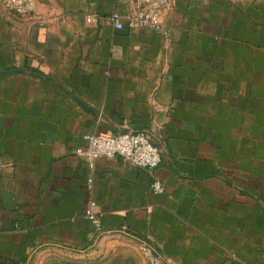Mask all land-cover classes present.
Here are the masks:
<instances>
[{"label":"crops","instance_id":"1","mask_svg":"<svg viewBox=\"0 0 264 264\" xmlns=\"http://www.w3.org/2000/svg\"><path fill=\"white\" fill-rule=\"evenodd\" d=\"M36 3L0 0V264L121 235L170 264H264V0H172L167 35L116 29L131 0ZM128 130L153 171L76 153Z\"/></svg>","mask_w":264,"mask_h":264},{"label":"built area","instance_id":"2","mask_svg":"<svg viewBox=\"0 0 264 264\" xmlns=\"http://www.w3.org/2000/svg\"><path fill=\"white\" fill-rule=\"evenodd\" d=\"M134 11L126 19L114 12L109 20L115 28L121 30L126 25L132 29H148L163 35L168 34L164 24V16L172 0H131ZM3 7L9 12L20 16H28L36 12V0H1ZM94 15H88L87 21L92 22ZM85 145L77 150V155L85 158L90 164L99 159L122 158L125 162L150 171L156 169L162 161L160 149L153 143L145 130H128L110 137L96 134H86L83 137ZM93 177L87 179V190H93ZM155 193H163L164 186L159 180L151 184ZM95 227L97 233L104 231L101 214L97 212V203L90 199L85 213ZM142 252L149 264H170L153 246L143 243Z\"/></svg>","mask_w":264,"mask_h":264},{"label":"rangeland","instance_id":"3","mask_svg":"<svg viewBox=\"0 0 264 264\" xmlns=\"http://www.w3.org/2000/svg\"><path fill=\"white\" fill-rule=\"evenodd\" d=\"M141 247V242L133 237L111 236L86 251L48 248L23 264H149Z\"/></svg>","mask_w":264,"mask_h":264}]
</instances>
